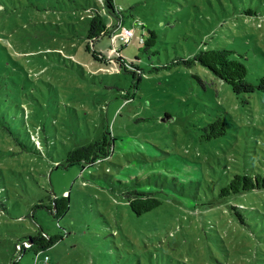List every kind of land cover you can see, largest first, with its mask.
Segmentation results:
<instances>
[{
  "label": "rangeland",
  "instance_id": "1",
  "mask_svg": "<svg viewBox=\"0 0 264 264\" xmlns=\"http://www.w3.org/2000/svg\"><path fill=\"white\" fill-rule=\"evenodd\" d=\"M114 5L121 26L133 30L123 47L110 40L112 30L95 47L87 39L85 8L99 6L107 24L116 21L100 0H15L0 14V75L7 73L11 98L0 111V154H13L0 158L10 212L0 216V264L12 258L15 238L40 230L62 239L36 264H264V190L218 197L236 174L264 177V89L235 95L193 61L200 51L230 50L259 85L264 0ZM119 48L134 66L112 74L107 57ZM215 120L225 133L207 139L204 128ZM26 126L41 129L42 154L19 153L14 138L26 143ZM104 132L114 139L108 159L85 170L63 167L69 151ZM10 170L27 181L16 187L18 202L7 185ZM134 191L154 193L161 205L133 215L125 194ZM68 194V211L54 217L47 196ZM230 206L239 207V218ZM34 259L26 251L19 264Z\"/></svg>",
  "mask_w": 264,
  "mask_h": 264
},
{
  "label": "trees",
  "instance_id": "2",
  "mask_svg": "<svg viewBox=\"0 0 264 264\" xmlns=\"http://www.w3.org/2000/svg\"><path fill=\"white\" fill-rule=\"evenodd\" d=\"M14 2L15 0H0V7L2 8L0 10V14L2 12H6L7 6L12 5V3ZM100 5L102 9H105L109 12L110 15L114 16L116 18V21L114 23L111 22L110 24H107L104 21L103 16L100 14L101 11L99 10V6H97L96 8H91L90 6L84 9V11L87 13V17L90 20L87 39L91 42L93 47H95L94 42L99 40V38L108 35L111 30L112 34L111 36H109V38L111 41H115L116 39H113V36L119 33L121 28L124 27L121 26L123 23L122 19L117 18V13H120L121 10L116 9L114 0H100ZM246 14L251 16L253 13L248 11ZM131 27L134 29V31L138 28H141L142 35H144L143 26L140 22H134ZM114 32H116V34H113ZM149 35H151L152 37L149 42L155 43V41H153V39H155L156 37L155 33L149 32ZM139 39H141L140 43H144V39L142 38V36H140ZM130 40L127 43H122L119 40L121 42V47L126 46L130 42ZM0 49L5 50V48L1 44ZM120 50L121 48L114 49L112 50L113 52L109 57L104 56L105 58L107 57L112 61L110 62L113 69L112 72H114L112 74L120 73L121 68L122 70H127L129 66H134L132 62L125 61L120 53ZM85 51L90 53L92 56L93 54L98 53L94 50V48L93 51H90L88 46L85 47ZM193 61L198 62L202 67L207 69L214 76L219 78L224 83L228 84L231 88L232 93L235 95L251 94L258 87L264 89V77L260 79L259 85H255L252 81H248L246 78L247 70L245 65H243L242 62L233 57V52L230 50L217 48L200 51L194 56ZM105 73L109 74L108 72ZM6 77L7 73H4V75H0V111L3 112L10 108L9 102H11V98L8 93V83L3 79ZM164 118L167 120V115ZM3 120L9 121V124H11L12 121V119H7L4 114ZM21 124L22 123H20L18 127H21ZM224 126L225 124H222L221 121L215 120L213 123L207 125V127L204 128V131L206 132V135L204 137L210 139L224 135ZM26 129L29 135L27 137L28 141L26 143L21 142L17 138H14L16 144H18L19 146V153H33L35 155L42 154L45 144L42 145L39 140L41 129L37 128L35 132L30 131L27 126ZM11 135L13 137L15 136L13 134ZM113 142L114 139L110 136V134L108 132H104L103 135L95 141L69 151L66 154L65 163L62 165L63 167H69L74 164H79L82 165V169H84L86 166L90 167L93 164H99L103 160H106L111 156ZM29 144L34 145V151L29 146ZM5 155L0 154V158L4 159L13 156V154L11 153ZM4 170V168L0 167L1 178L3 177L2 173ZM10 171L11 174L8 175L9 181H7V185L12 187L11 192L14 201L18 202L21 197L17 193L16 187H20L22 190H24L25 186L27 185V181L20 173L14 172L13 170ZM81 173H83V171H81ZM1 178L0 183L2 182ZM261 189L264 190V177L262 175L256 174L255 176H248L236 174L229 180L226 186L221 188L218 197L224 198L229 196H237L240 199L245 197L246 193L248 192H255ZM2 192L3 189L0 185V216L5 217V215H10V212L5 207ZM47 198L49 200V204L47 206L48 210L53 214L54 217L60 218L68 211L70 204L69 194L67 196L55 197L54 199H52L51 196H47ZM125 198L128 210L137 217L146 215L161 205L160 199L154 193L148 191L128 192L125 194ZM40 206H42L41 202L36 205V207ZM229 209L232 210L233 214H235L239 218L238 206H230ZM240 221L242 222L241 219ZM61 239L62 236L60 234L49 235L44 230L37 231V233L33 236L28 235L23 238H15L13 240L14 254L12 258H10V260L7 262V264H19L23 254L26 253V251H32V253L35 255L34 262L36 264L38 262V254L53 247ZM45 260H47V258H45Z\"/></svg>",
  "mask_w": 264,
  "mask_h": 264
},
{
  "label": "built area",
  "instance_id": "3",
  "mask_svg": "<svg viewBox=\"0 0 264 264\" xmlns=\"http://www.w3.org/2000/svg\"><path fill=\"white\" fill-rule=\"evenodd\" d=\"M121 29L122 30L115 35V39H119L122 43H127L133 36V30L125 27H122Z\"/></svg>",
  "mask_w": 264,
  "mask_h": 264
}]
</instances>
